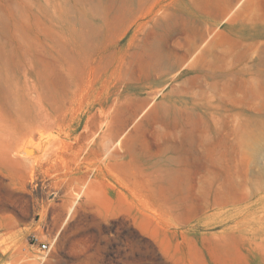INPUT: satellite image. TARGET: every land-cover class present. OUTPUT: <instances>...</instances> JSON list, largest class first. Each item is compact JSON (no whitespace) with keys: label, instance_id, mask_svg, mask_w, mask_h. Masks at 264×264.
I'll return each instance as SVG.
<instances>
[{"label":"rangeland","instance_id":"374dc122","mask_svg":"<svg viewBox=\"0 0 264 264\" xmlns=\"http://www.w3.org/2000/svg\"><path fill=\"white\" fill-rule=\"evenodd\" d=\"M0 264H264V0H0Z\"/></svg>","mask_w":264,"mask_h":264},{"label":"built area","instance_id":"2783aa9c","mask_svg":"<svg viewBox=\"0 0 264 264\" xmlns=\"http://www.w3.org/2000/svg\"><path fill=\"white\" fill-rule=\"evenodd\" d=\"M42 248L45 249L46 248V245H42Z\"/></svg>","mask_w":264,"mask_h":264}]
</instances>
